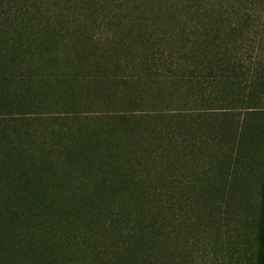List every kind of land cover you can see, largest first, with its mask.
Segmentation results:
<instances>
[{
	"label": "rangeland",
	"instance_id": "obj_1",
	"mask_svg": "<svg viewBox=\"0 0 264 264\" xmlns=\"http://www.w3.org/2000/svg\"><path fill=\"white\" fill-rule=\"evenodd\" d=\"M0 1V22L14 24L23 43L51 55L5 61L24 64L16 68L19 76L53 70L66 80L25 92L45 114L27 125L28 132L49 143L51 158L67 166L66 181L52 190L58 205H70V161L60 160L70 129L83 122L127 125L138 134V153L130 160L145 164L147 173L161 162L167 168L164 182H148L161 191L170 232L150 256L158 257L162 246L167 258L180 257L179 264H252L264 174V96L252 82L264 69V0H94L96 10L86 14L78 0ZM81 21L102 47L120 48L91 68L106 76L104 92H142L147 97L138 108L145 114L128 121L93 113L70 118V28ZM251 95H258L254 110L245 104ZM116 100L94 98L83 108L109 110ZM51 222L45 234L70 264V221Z\"/></svg>",
	"mask_w": 264,
	"mask_h": 264
},
{
	"label": "trees",
	"instance_id": "obj_2",
	"mask_svg": "<svg viewBox=\"0 0 264 264\" xmlns=\"http://www.w3.org/2000/svg\"><path fill=\"white\" fill-rule=\"evenodd\" d=\"M94 2L78 0L77 7L86 14L96 10ZM11 26L14 24L0 22V264H68L45 234L52 230L53 219L56 224L70 221V264H179L180 257L167 258V248L162 246L158 257L150 256L170 232L164 226L161 191L151 189L148 182H164L167 168L161 162L147 173L145 164L130 160L138 153L134 140L138 134L133 127L113 123L95 127L83 122L76 130L70 129V145H61L64 157H60L62 162L70 161V205H58L52 197L55 183L66 181L67 166L51 158L49 143L39 142L28 132L27 125L45 114L33 108L35 103L25 92L35 91L38 83L51 85L55 79L61 85L66 80L53 70L19 76L16 68L24 64L6 62L7 58L51 55L23 43V32L15 33ZM101 44L83 21L70 28V118L93 113L100 119L128 121L131 116L145 114L138 108L147 97L142 92H104L106 76L91 68L100 66V59L111 49L120 48ZM255 78L252 86L264 96V69ZM114 97L118 104L112 109L90 112L83 108L94 98ZM256 99L258 95H251L246 107L259 108ZM227 133L225 128L224 135ZM158 155L163 158V151ZM256 211L252 264H264V174ZM97 240L101 245L94 247Z\"/></svg>",
	"mask_w": 264,
	"mask_h": 264
}]
</instances>
